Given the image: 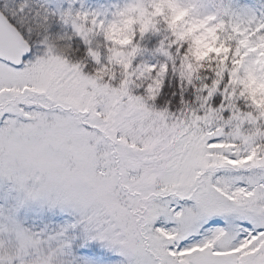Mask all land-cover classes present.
<instances>
[{
  "label": "snow or ice",
  "instance_id": "snow-or-ice-1",
  "mask_svg": "<svg viewBox=\"0 0 264 264\" xmlns=\"http://www.w3.org/2000/svg\"><path fill=\"white\" fill-rule=\"evenodd\" d=\"M76 4L0 0V264H264V5Z\"/></svg>",
  "mask_w": 264,
  "mask_h": 264
},
{
  "label": "rangeland",
  "instance_id": "rangeland-1",
  "mask_svg": "<svg viewBox=\"0 0 264 264\" xmlns=\"http://www.w3.org/2000/svg\"><path fill=\"white\" fill-rule=\"evenodd\" d=\"M83 3L86 7L91 9H109L112 4L119 2V0H77L76 6L79 7L80 3ZM236 2L242 6H248L259 9L264 5V0H236Z\"/></svg>",
  "mask_w": 264,
  "mask_h": 264
},
{
  "label": "trees",
  "instance_id": "trees-1",
  "mask_svg": "<svg viewBox=\"0 0 264 264\" xmlns=\"http://www.w3.org/2000/svg\"><path fill=\"white\" fill-rule=\"evenodd\" d=\"M146 58H148V57H146ZM152 62H155V61L153 60Z\"/></svg>",
  "mask_w": 264,
  "mask_h": 264
}]
</instances>
